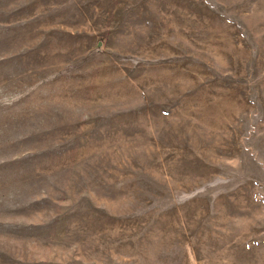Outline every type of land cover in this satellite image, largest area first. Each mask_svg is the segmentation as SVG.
Instances as JSON below:
<instances>
[{"label": "rangeland", "instance_id": "1", "mask_svg": "<svg viewBox=\"0 0 264 264\" xmlns=\"http://www.w3.org/2000/svg\"><path fill=\"white\" fill-rule=\"evenodd\" d=\"M0 264H264V0H0Z\"/></svg>", "mask_w": 264, "mask_h": 264}]
</instances>
